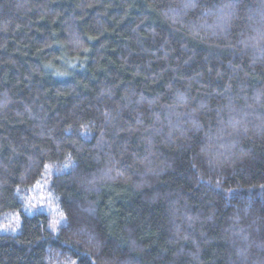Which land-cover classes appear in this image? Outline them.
<instances>
[{"label":"trees","instance_id":"trees-1","mask_svg":"<svg viewBox=\"0 0 264 264\" xmlns=\"http://www.w3.org/2000/svg\"><path fill=\"white\" fill-rule=\"evenodd\" d=\"M0 264H264V0H0Z\"/></svg>","mask_w":264,"mask_h":264},{"label":"rangeland","instance_id":"rangeland-1","mask_svg":"<svg viewBox=\"0 0 264 264\" xmlns=\"http://www.w3.org/2000/svg\"><path fill=\"white\" fill-rule=\"evenodd\" d=\"M40 190V189H39ZM41 196V195H40ZM40 196H35V194H32L31 195V197H30V199H28L27 197V203H29V201H33L34 203H36V204H41L42 203V201H44L45 199V197L42 195L41 197ZM41 199H43V200H41ZM42 207L44 208V205H42ZM41 208V207H40ZM45 210L46 211H48V212H50V213H53L54 214V212H55V210H54V208H53V206L49 203V202H47L46 203V205H45Z\"/></svg>","mask_w":264,"mask_h":264}]
</instances>
